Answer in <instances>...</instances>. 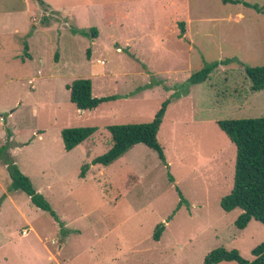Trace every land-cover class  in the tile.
Listing matches in <instances>:
<instances>
[{"label":"rangeland","instance_id":"1","mask_svg":"<svg viewBox=\"0 0 264 264\" xmlns=\"http://www.w3.org/2000/svg\"><path fill=\"white\" fill-rule=\"evenodd\" d=\"M41 1L0 0V264H205L219 247L251 260L264 225L240 229L241 210L220 207L235 146L216 121L264 116V89L245 74L264 65V14L243 4L264 0ZM83 77L114 98L77 109L66 85ZM165 102V164L141 143L91 163L111 145L108 125L149 121ZM83 126L97 130L65 150L61 130ZM11 165L55 216L11 188Z\"/></svg>","mask_w":264,"mask_h":264},{"label":"trees","instance_id":"2","mask_svg":"<svg viewBox=\"0 0 264 264\" xmlns=\"http://www.w3.org/2000/svg\"><path fill=\"white\" fill-rule=\"evenodd\" d=\"M41 5L43 1L37 0ZM238 2L233 0H223ZM244 5L254 8L264 14V9L257 4L243 2ZM180 36L184 34L183 24ZM94 35L95 29L92 30ZM86 33L85 31H81ZM218 64L212 63L194 72L188 79L196 84L206 80ZM245 74L250 81L252 92L264 89V65L246 67ZM70 102L80 110L93 109L104 101L113 99V96L92 95L91 80L89 78H77L66 85ZM166 102L157 110L154 117L146 122L111 124L106 128L110 134L111 145L106 151L92 159L93 164L110 165L123 156L136 144H144L158 155L165 164L166 158L163 147L158 142L157 132L162 123ZM218 128L227 136L235 146V158L233 165L232 187L230 191L220 199V207L229 212L240 209L241 212L235 219V225L242 229L251 219H255L264 225V116L237 119L217 120ZM97 130L94 126L66 127L61 130V139L64 149L69 151L90 137ZM11 171V188L25 192L30 201L42 210L48 211L52 216L55 212L44 197L32 186L29 178L22 174L15 165L9 166ZM85 170L79 174L83 177ZM172 180V178L170 177ZM178 209L186 200L178 190ZM164 230V225L157 224L152 238L159 240ZM253 258L246 260L241 257L237 249L227 250L219 247L210 251L204 258L205 264H216L221 261H236L239 264H264V243H260L251 249Z\"/></svg>","mask_w":264,"mask_h":264},{"label":"crops","instance_id":"3","mask_svg":"<svg viewBox=\"0 0 264 264\" xmlns=\"http://www.w3.org/2000/svg\"><path fill=\"white\" fill-rule=\"evenodd\" d=\"M60 13V12H59ZM96 36V35H95ZM130 150V149H129ZM112 164V163H111ZM24 234V233H23Z\"/></svg>","mask_w":264,"mask_h":264},{"label":"built area","instance_id":"4","mask_svg":"<svg viewBox=\"0 0 264 264\" xmlns=\"http://www.w3.org/2000/svg\"><path fill=\"white\" fill-rule=\"evenodd\" d=\"M23 233H25V231H23Z\"/></svg>","mask_w":264,"mask_h":264}]
</instances>
